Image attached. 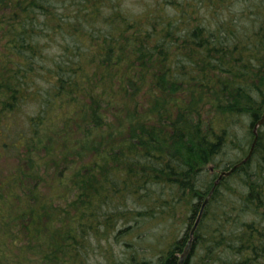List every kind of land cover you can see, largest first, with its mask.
Wrapping results in <instances>:
<instances>
[{"label":"trees","instance_id":"trees-1","mask_svg":"<svg viewBox=\"0 0 264 264\" xmlns=\"http://www.w3.org/2000/svg\"><path fill=\"white\" fill-rule=\"evenodd\" d=\"M263 112L264 0H0V264H179ZM257 137L182 264H264Z\"/></svg>","mask_w":264,"mask_h":264},{"label":"water","instance_id":"water-1","mask_svg":"<svg viewBox=\"0 0 264 264\" xmlns=\"http://www.w3.org/2000/svg\"><path fill=\"white\" fill-rule=\"evenodd\" d=\"M264 123V112L261 114L260 118L257 120L256 124L254 125V132L256 133V130L257 128L262 125ZM256 138L253 140L252 142V145L250 146V149L249 151L247 152V154L242 158L240 159L239 161H237L236 163H234L229 169L227 170H221L217 177L215 178L214 182H213V186L212 188L209 190L208 194L206 195L205 199L203 200L202 204H201V208L199 210V213H198V216L194 222V224L192 225L191 229H190V232H189V240L187 241L186 245H185V248L182 252V254L180 255V258H179V264H182L185 257L187 256V254L189 253V250L191 248V245H192V240H193V237H194V233H195V230L202 218V215H203V212H204V209H205V206L207 204V202L210 200V197L215 189V187L217 186V184L220 182V180L224 177V176H228L230 175L236 168H238L239 166H241L243 163H245L246 161L249 160V158L251 157L252 153H253V148H254V144L256 142Z\"/></svg>","mask_w":264,"mask_h":264},{"label":"bare ground","instance_id":"bare-ground-1","mask_svg":"<svg viewBox=\"0 0 264 264\" xmlns=\"http://www.w3.org/2000/svg\"><path fill=\"white\" fill-rule=\"evenodd\" d=\"M259 113H260V112H259ZM259 115H260V114H259ZM245 118H246V117H245ZM247 118H248V117H247ZM249 120H251V119H249ZM256 120H257V119H256ZM243 123H244V122H243ZM246 124H247V123H246ZM253 129H254V128H253ZM176 130H177V129H176ZM242 131H243V130H242ZM253 131H254V130H253ZM254 133H255V132H254ZM254 133H253V134H254ZM244 134H245V132H244ZM244 134L242 135L243 138H244ZM239 138H240V137H239ZM255 138H256V140H257V130H256V133H255V137H254V139H255ZM252 139H253V138H252ZM254 139H253V140H254ZM239 141H240V140H239ZM169 142H170V141H169ZM243 142H247V141H243ZM243 142H242V143H243ZM251 143H252V141H251ZM255 143H256V142H255ZM169 144H170V143H169ZM240 144H241V143H240ZM229 145H230V144H229ZM243 145H244V144H243ZM251 145H252V144H251ZM254 145H255V144H254ZM232 146H233V145H232ZM247 146H248V145H247ZM242 152H243V151H242ZM242 155H245V154H242ZM150 158H151V157H150ZM164 158H166V157L164 156ZM226 159H227V158H226ZM238 161H239V160H238ZM236 162H237V161H236ZM236 162H234V163H236ZM234 163H233V164H234ZM230 164H231V163H230ZM228 165H229V164H228ZM223 166H224V165H223ZM230 167H231V166H230ZM230 167H229V168H230ZM229 168H228V169H229ZM159 169H160V168H159ZM200 169H201V168H200ZM164 172H165V171H164ZM146 174H147V173H146ZM147 175H148V174H147ZM208 176H209V175H208ZM143 179H144V178H143ZM211 179H212V178H211ZM208 180H209V179H208ZM184 181H185V180H184ZM136 182H137V181H136ZM230 184H231V182H230ZM205 186H206V185H205ZM200 189H201V188H200ZM143 192H144V191H143ZM205 195H206V194H205ZM167 196H168V195H167ZM139 200H140V199H139ZM169 221H170V220H169ZM167 223H168V222H167ZM149 236H150V235H149ZM147 241H148V240H147ZM123 249H124V248H123ZM190 249H191V248H190ZM189 251H190V250H189ZM187 255H188V254H187ZM186 257H187V256H186ZM186 257H185V258H186ZM184 260H185V259H184ZM183 262H184V261H183Z\"/></svg>","mask_w":264,"mask_h":264},{"label":"rangeland","instance_id":"rangeland-1","mask_svg":"<svg viewBox=\"0 0 264 264\" xmlns=\"http://www.w3.org/2000/svg\"><path fill=\"white\" fill-rule=\"evenodd\" d=\"M25 110H26V109H25ZM259 118H260V117H259ZM259 118H258V119H259ZM258 119H257V120H258ZM256 122H257V121H256ZM256 122H255V124H256ZM255 124H254V125H255ZM260 126H261V125H260ZM260 126H259V127H260ZM259 127L257 128V130L259 129ZM253 128H254V127H253ZM257 138H258V137H257ZM0 140H1V138H0ZM256 142H257V141H256ZM255 144H256V143H255ZM253 149H254V148H253ZM0 151H1V148H0ZM1 162H2V161H0V163H1Z\"/></svg>","mask_w":264,"mask_h":264}]
</instances>
